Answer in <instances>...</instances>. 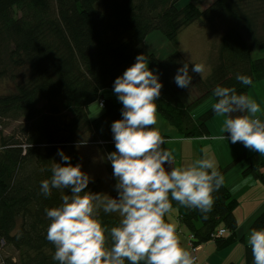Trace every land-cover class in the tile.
<instances>
[{"label":"trees","instance_id":"16d2710c","mask_svg":"<svg viewBox=\"0 0 264 264\" xmlns=\"http://www.w3.org/2000/svg\"><path fill=\"white\" fill-rule=\"evenodd\" d=\"M187 1L180 5L181 0H0V79L9 82L8 91L0 89V128L8 120L23 121L22 137L0 130V241L17 253L3 256L0 264H59L53 260L55 246L46 239L50 220L45 209L59 206L62 195L71 193L53 189L46 198L40 191L41 181L52 175L51 165L65 163L58 150L71 158L72 165H81L77 143L98 145L105 152L112 194L118 195L111 162L105 157L116 150L111 125L123 118V105L105 91L113 89L115 79L138 54L148 57L149 69L163 85L156 113L180 141L212 135L217 85L247 95L257 80H264V56L253 57L264 49V0H214L205 8ZM205 20L221 30L211 73L201 77L191 72L194 65L183 57L178 37ZM158 32L170 45L161 55L150 48L151 35ZM184 63L193 76L188 88L178 87L174 80ZM237 74L250 77L252 83L242 84ZM96 101L104 110L91 117L90 105ZM159 131L170 140V132ZM239 164H244L243 175L251 174L264 184V155L242 153L217 169L225 176ZM101 183L94 179L87 190L104 193ZM213 196L207 217L172 202L179 224L189 232V251L198 261L202 244L213 240L221 251L241 241L245 264H254L250 245L238 237L235 210L240 194L224 184ZM100 219L109 228L119 223L118 214L101 211ZM172 220L165 216L166 222ZM251 221L250 230L264 229V208ZM181 227L176 229L182 246ZM220 228L225 234L217 237Z\"/></svg>","mask_w":264,"mask_h":264},{"label":"clouds","instance_id":"9594fccd","mask_svg":"<svg viewBox=\"0 0 264 264\" xmlns=\"http://www.w3.org/2000/svg\"><path fill=\"white\" fill-rule=\"evenodd\" d=\"M192 64L191 72L203 77L205 64ZM236 79L244 85L252 83L246 75L237 74ZM174 80L180 88L192 84L188 63L177 70ZM162 87L145 54H138L135 63L114 81L123 118L111 125L116 150L105 159L111 162L117 197L87 190L93 178L58 150L65 163L51 165L52 175L41 181L40 191L46 198L53 189L71 193L62 195L59 206L45 209L50 220L46 239L55 246L53 260L59 264H196L194 255L181 246L176 224L166 222L165 216L173 212L175 201L207 217L214 207L213 193L224 186L225 177L211 157L172 166L173 152L163 147L168 141L154 127ZM213 97L212 110L226 117L221 131L229 133L217 138L230 139L232 144L242 142L264 155L260 104L246 94H237L235 87L217 85ZM101 211L118 214L119 223L110 228L102 225ZM248 244L254 264H264V229L253 228Z\"/></svg>","mask_w":264,"mask_h":264},{"label":"rangeland","instance_id":"374dc122","mask_svg":"<svg viewBox=\"0 0 264 264\" xmlns=\"http://www.w3.org/2000/svg\"><path fill=\"white\" fill-rule=\"evenodd\" d=\"M196 3V5L205 8L207 6L210 5V3L214 0H192ZM188 1L187 0H181L180 5H184L186 4ZM193 25V24H192ZM190 26L189 28H187L186 30H182V32L179 34V41H180V46H181V52L183 53V57L190 63L192 64L193 62L195 63H204L206 66V72L204 73V76H207L211 73V67L213 65V60L217 54L216 51V47L218 46V44L220 43L218 34L220 33V28H216L217 25H210L208 21H200L197 22L195 25ZM220 29V30H219ZM219 32V33H218ZM159 33V32H158ZM156 39V40H155ZM155 39H152V43L153 45L156 47V43L159 41V43L157 44V49L158 47H162L159 49H167L165 48L167 46V42H165L160 36L156 37ZM264 56V49H259L256 50L253 57H262ZM193 65V64H192ZM9 82L1 80L0 79V89L4 92H6V90L8 91V84ZM12 84V82H10ZM11 88H13V86H11ZM248 92V96H250L251 98L255 99L257 101V103L260 104L261 106V113L258 114L260 117L262 116V112L264 111V80H257V82H255L247 91ZM191 94H193V91H191ZM105 95L106 96H110L112 98H114L117 102L119 101L117 98V95L114 93L113 89L109 88L105 91ZM183 98L185 100H188V95L186 94V92L182 93ZM120 102V101H119ZM90 110H91V117H97V115L101 114L103 112L104 109H102L99 106L98 101H96L95 103L90 105ZM201 111H203V108H200ZM158 114V115H157ZM237 115H239L240 113H236ZM241 115V114H240ZM158 116V117H157ZM156 118H157V123L156 125H154L155 128L157 129H168V127H170V124L167 122V120L164 117H161L159 115V113H156ZM216 118V117H215ZM217 118L220 120V126L221 129L223 128L222 125L224 123V119L222 116L217 115ZM214 121V120H213ZM211 121L210 124L213 122ZM23 122V121H22ZM21 121H15V120H8L5 123H2L1 125V129L4 130L5 134H12V133H17L18 135L21 133L20 131V125H22ZM214 123V122H213ZM214 133H219L216 135H210L209 139L213 140V139H218L217 137L222 136L223 132L222 131H213ZM227 133V132H225ZM169 134V136L171 137L170 140H168V142L163 145V147L171 150L173 152L174 155V165L175 163L178 165L180 164L181 157H187L188 160L187 164H191L193 163L195 160L197 159H201V148L200 145L202 146H206V144L208 143L207 141L203 142V141H198L195 142L194 139H191L194 143H189L188 140H184L181 143H177L176 140H179L178 138L180 137L179 134H175V133H167ZM227 135H229V133H227ZM225 134V136H227ZM23 136V135H22ZM21 134L19 137H22ZM214 140V142H216ZM219 141H223L222 139H218ZM180 141V140H179ZM228 140L225 139V142H227ZM174 142H176L177 144H175ZM238 143V142H237ZM80 146L77 148V145L75 146L76 150L78 151L80 160H81V166H82V171L86 172L87 174H89L93 180L94 179H99L102 181L101 185H102V190L104 191V193H107L109 195H111L114 191L112 189V184H110V180L107 174V170H106V164L104 163V156H105V152H103L100 147L98 145L95 144H81V143H77ZM175 144V146H174ZM185 145V150L183 149V146L181 145ZM196 145V147H195ZM174 146V149H173ZM245 149L249 152H251L250 149L246 148ZM207 148L204 150L206 151ZM205 156L204 157H210L213 156V154H210L208 152V150L206 151V153H204ZM221 154V153H220ZM217 156V154H216ZM183 159V158H182ZM236 168L234 167V169L231 170L234 171ZM262 184V183H261ZM264 188V185H262ZM234 192H236V189L234 190ZM264 195V191L262 188L257 187L256 191L254 190V187L251 188L250 191H246L243 192L242 195H240L239 200H242L237 211L238 217L241 218L244 217V214L246 211L245 216L249 215V213L252 211V209L254 208V206H258L255 205L259 202V198H261ZM257 200V201H256ZM177 211L176 209L173 210V212L171 214H169V216L171 218H173L174 214H176ZM176 216V215H175ZM243 246H239V248L235 249V251L233 252V258L236 260H239L240 257L242 256V251H243ZM7 255H15L17 256V253L13 250V248L11 246H9L8 244H5L4 242L0 241V261L1 258L3 256H7ZM230 261H228L229 264Z\"/></svg>","mask_w":264,"mask_h":264},{"label":"crops","instance_id":"0c3cea01","mask_svg":"<svg viewBox=\"0 0 264 264\" xmlns=\"http://www.w3.org/2000/svg\"><path fill=\"white\" fill-rule=\"evenodd\" d=\"M151 36H152V39H155L156 37L160 36L165 42H167L161 33H155V34H152ZM152 39L150 41V43H151L150 48H151V50H155V49H157V44L159 43V41L156 43V47H155L152 43V41H153ZM169 47H170V45L168 42H167V46L165 47L167 49H159L162 47H158L157 54L158 55L164 54L166 51L169 50ZM236 115H237L236 113L233 114V116H236ZM225 118L226 117H223V119H225ZM220 123H221L220 120L216 117L214 123H212L210 125L212 135L219 134L217 132L214 133L213 131H216V130L221 131V126L219 125ZM222 127H223V125H222ZM162 129H158V130L162 131ZM163 131H165V132L168 131L171 133L173 130L170 127H168V129H165V130L163 129ZM225 134L227 135V133L223 132V135H225ZM227 136H229V135H227ZM205 137L206 138H204V139L203 138H195L194 140H195V142H198V141H203V142L207 141L208 142L206 144V146H202L201 144H199L200 148H201V157L205 158L204 153H206V151L208 150V152L210 154H213V156H210V157L215 160L217 168H218V166L227 165L229 162L238 158V156L242 153H246L248 155L251 153H254V151H251V152L247 151L242 142L232 144L230 139H228L227 142H225V139L221 142L218 139L210 140L208 136H205ZM187 140L189 143H194L191 139H187ZM214 140L216 142H214ZM176 141H177V143L183 142V141H179V140H176ZM174 143L177 144L176 142H174ZM175 144H174V146H175ZM181 145L183 146V149L185 150V148H186L185 145H183V144H181ZM174 146H173V149H174ZM195 147H196V145H195ZM206 148H207V150L204 151ZM216 154H217V156H216ZM181 160L182 161L180 162L178 167L188 165L187 161H186V160H188L187 157L186 158L181 157ZM173 166L177 167V164L175 163V165H174V163H173ZM243 166H244V164H239V166L235 167L236 169L234 171H232V172L229 171V173L224 176L225 177V184L227 185V187H230L231 190L236 189V193H238L240 195H242L243 192L250 191L252 187H254L255 191H256L257 187L262 188L264 191V188L262 186L264 184L262 182H260L259 179L255 178L251 174L250 175H243V172H242L244 169ZM255 205H258V206H256V207L254 206V208L249 213V215L245 216L246 211H244L245 212L244 217L241 216V218L238 217V214L236 211L238 209V207L235 210L236 216H237V221L239 222V228L237 230L238 237L241 239H242V237H244L246 243H248L250 233H251L250 223L252 222L251 221L252 218L259 211L263 210V208H264V195L261 198H259V202ZM172 219H173L172 221L176 224V227L177 226L181 227V225L179 224L178 214H174ZM181 228H182V233L180 234L181 235L180 237L183 241L182 247H184L185 249H187L189 251V245L187 242V237L189 236L188 235L189 232H187V230L185 228H183V227H181ZM241 245L243 246L242 247L243 248L242 256L240 257L239 260H236L233 258V255H234L233 252L235 251V249L239 248V246H241ZM244 249H245V244L242 243L241 241H237L236 244L232 245V247L222 249L220 251L217 249V244H215V242L213 240H211L209 243L201 245L200 250L198 252L199 260L196 261V264H226V263H228V261H230L229 264H231L233 262L235 264H245Z\"/></svg>","mask_w":264,"mask_h":264},{"label":"built area","instance_id":"2783aa9c","mask_svg":"<svg viewBox=\"0 0 264 264\" xmlns=\"http://www.w3.org/2000/svg\"><path fill=\"white\" fill-rule=\"evenodd\" d=\"M224 232H225V229L224 228H220V230L217 231L216 236L217 237H221V235L225 234ZM190 238H194V236L193 235H190ZM195 258H197V257H195Z\"/></svg>","mask_w":264,"mask_h":264},{"label":"water","instance_id":"95a60500","mask_svg":"<svg viewBox=\"0 0 264 264\" xmlns=\"http://www.w3.org/2000/svg\"><path fill=\"white\" fill-rule=\"evenodd\" d=\"M112 197H117V194H115V193H114V194H112Z\"/></svg>","mask_w":264,"mask_h":264}]
</instances>
